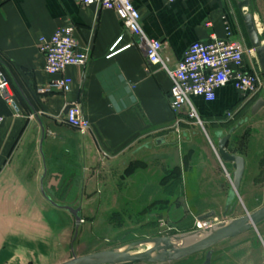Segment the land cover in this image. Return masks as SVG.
Returning a JSON list of instances; mask_svg holds the SVG:
<instances>
[{
	"label": "crops",
	"instance_id": "0c3cea01",
	"mask_svg": "<svg viewBox=\"0 0 264 264\" xmlns=\"http://www.w3.org/2000/svg\"><path fill=\"white\" fill-rule=\"evenodd\" d=\"M132 2L141 13L145 34L164 43V58L170 68L192 43L208 41L213 35L225 38L227 27L233 39L248 48L235 0ZM250 2L255 22L259 20L263 31L264 0L262 4ZM67 26L75 29V39L80 49L88 51L89 62L85 68L66 70L73 79L71 93L41 96L37 89L50 77L39 38ZM121 35L135 46L107 59L109 47ZM245 63L249 70L259 69L254 55L247 53ZM0 70L6 74L18 106L15 110L0 96V264H37L48 260V254L58 248L56 235L61 227L53 219L66 220L65 212L73 215L51 203L55 199L49 190L61 187L64 180L79 182L82 219L91 168H126L135 166L136 161L148 166L157 149L190 144L202 136L199 128L186 124L180 126L179 134L175 131L179 116L170 107L171 78L159 66L148 63L137 38L125 31L116 13L96 5L84 6L73 0H0ZM192 101L205 125L233 121L228 113L238 116L250 104L232 84L219 89L213 102L202 97ZM69 104L83 106L90 134L83 136L62 122ZM263 111L264 107L249 122ZM159 138L165 143L156 144ZM148 144L151 147H146ZM183 187L188 197L186 182ZM238 248L237 243L227 244L223 255Z\"/></svg>",
	"mask_w": 264,
	"mask_h": 264
},
{
	"label": "rangeland",
	"instance_id": "374dc122",
	"mask_svg": "<svg viewBox=\"0 0 264 264\" xmlns=\"http://www.w3.org/2000/svg\"><path fill=\"white\" fill-rule=\"evenodd\" d=\"M259 1L262 4L263 0ZM247 12L248 9H245ZM236 17L242 37L248 49L252 50L237 9ZM256 24H259V20ZM261 38L264 39V30ZM251 55L256 58L255 51ZM261 79L264 84V74ZM251 107L249 104L244 106L238 116L233 115V121L197 127L202 136L190 144L180 143L157 149L149 157L148 166H143V161H136L135 166L126 168H91V185L83 203L82 221L75 243L77 256L222 222L234 168L232 164L221 160L215 132L228 131L249 114ZM227 149L247 161L236 207L228 215L229 218H238L264 206V111L232 136ZM183 182L187 184L188 197H185ZM78 184V180L66 179L61 187L50 189L49 195H54L55 203L77 209L80 206ZM211 212H215V217L198 220L200 216ZM64 214H67L66 220L53 219L61 227L56 235L58 248L51 252V256L48 254V260L37 264H60L72 258L77 222L69 213ZM263 237L264 223L224 245L216 246L211 264H264ZM235 243L239 248L224 256L225 246ZM40 252L50 253L48 250ZM205 259L206 252H202L167 264H204Z\"/></svg>",
	"mask_w": 264,
	"mask_h": 264
},
{
	"label": "built area",
	"instance_id": "2783aa9c",
	"mask_svg": "<svg viewBox=\"0 0 264 264\" xmlns=\"http://www.w3.org/2000/svg\"><path fill=\"white\" fill-rule=\"evenodd\" d=\"M73 1L84 6L96 5L116 13L125 31L137 38V45L144 50L148 63L159 66L167 72L172 81L170 107L179 116L174 128L178 134L182 124L205 128V122L192 98L202 97L207 102H213L216 100L217 91L229 84L234 86L245 102H251L264 91L260 69L249 70L245 63L246 54H252L254 50L248 49L241 41L234 40L233 33L228 27L225 38L213 35L208 41L192 43L176 66L170 68L164 58V43L145 34L141 25V13L132 0ZM177 1L186 0H166L167 3ZM74 31L72 26H67L59 28L51 36L39 38L38 47L45 58V72L50 77L45 86L37 89L39 95L71 93L73 79L66 74V70L70 67L87 66L88 51L79 48ZM133 46H135L134 42H125L124 36L121 35L109 47L106 58L112 59ZM0 96L10 107L18 110L15 94L3 70H0ZM72 105L74 107L63 116L62 122L76 129L83 136L90 134L91 125L81 113L80 105ZM228 117L234 116L228 113Z\"/></svg>",
	"mask_w": 264,
	"mask_h": 264
},
{
	"label": "water",
	"instance_id": "95a60500",
	"mask_svg": "<svg viewBox=\"0 0 264 264\" xmlns=\"http://www.w3.org/2000/svg\"><path fill=\"white\" fill-rule=\"evenodd\" d=\"M235 2L241 13L250 47L255 51L260 71L264 73V43L259 35L255 17L251 12V2L250 0H235ZM245 9H248L247 13L244 12ZM73 107L74 105L72 104L67 105L63 115L66 116ZM263 107L264 92L254 102L250 108L249 114L239 120L227 132L217 131L215 133V137L218 140V154L221 160L232 164L234 168L232 187L228 193L222 222L203 229H196L166 237L140 240L107 251L77 256L75 253V243L79 236V229L82 221L80 217L81 206L78 209H74L69 206H60L51 201L54 206L70 212L76 218L77 222V230L72 245V258L60 264H160L178 262L202 252H206L204 264H211L214 253L213 249L216 246L229 239L243 235L264 222V206L252 214H247L238 218L228 217V215L234 211L237 204L238 194L246 171V159L242 156L230 153L227 149L232 134L252 118L256 117ZM80 110L81 113L84 114L82 105H80ZM193 135L197 136L199 133H194ZM185 136H187V134L183 135V137ZM155 143L163 144L165 143V139L159 138ZM146 147H151V144H148ZM213 217H215V212L202 215L198 220L204 221ZM141 248H147L148 250L140 253L135 252Z\"/></svg>",
	"mask_w": 264,
	"mask_h": 264
},
{
	"label": "bare ground",
	"instance_id": "6f19581e",
	"mask_svg": "<svg viewBox=\"0 0 264 264\" xmlns=\"http://www.w3.org/2000/svg\"><path fill=\"white\" fill-rule=\"evenodd\" d=\"M257 27H258V30H259V35L260 36H263V31H262V28L260 27V25L259 24H257ZM140 252H145L146 250H148L147 248H141V249H138ZM137 250V251H138ZM137 251H135V252H137ZM140 252H138V253H140Z\"/></svg>",
	"mask_w": 264,
	"mask_h": 264
},
{
	"label": "trees",
	"instance_id": "16d2710c",
	"mask_svg": "<svg viewBox=\"0 0 264 264\" xmlns=\"http://www.w3.org/2000/svg\"><path fill=\"white\" fill-rule=\"evenodd\" d=\"M257 99H258V98H256V99L252 100V101L250 102V104H249V105H253V104H254V102H255Z\"/></svg>",
	"mask_w": 264,
	"mask_h": 264
}]
</instances>
